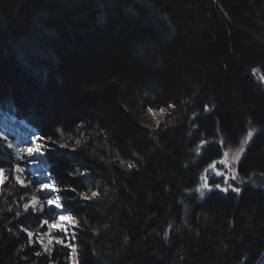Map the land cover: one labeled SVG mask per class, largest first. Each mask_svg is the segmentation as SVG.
<instances>
[{"label": "trees", "instance_id": "obj_1", "mask_svg": "<svg viewBox=\"0 0 264 264\" xmlns=\"http://www.w3.org/2000/svg\"><path fill=\"white\" fill-rule=\"evenodd\" d=\"M262 76L264 0H0V113L42 138L77 221L75 250L44 251L54 210H24L7 134L0 264H264ZM250 131L240 191L200 198Z\"/></svg>", "mask_w": 264, "mask_h": 264}, {"label": "rangeland", "instance_id": "obj_2", "mask_svg": "<svg viewBox=\"0 0 264 264\" xmlns=\"http://www.w3.org/2000/svg\"><path fill=\"white\" fill-rule=\"evenodd\" d=\"M166 111H152L148 116V126L154 128L157 124L163 119ZM0 113V139L6 140L9 139L7 134L10 135L13 139L10 140L7 148H10L12 151V155L14 156V160L17 161L16 165L25 168V172L22 174V178L25 180L26 186L23 188H27L32 196H36L38 201L33 208L38 213L43 214V210L51 211L49 206L47 205V198L51 196L55 198L58 194L52 193L47 189H41V185L44 183L54 184L53 178L48 172V164L45 160V152L44 155H37L34 158L27 157V153L24 151L27 147H34L35 143H42L41 138L36 132L33 131L32 128H28L24 123L18 121L11 117L8 118ZM9 119V122H7ZM253 136V132L250 131L240 142L239 146L236 148L231 147H223L221 157L211 163L200 175L198 184L193 192H195L200 198L205 196L208 192L213 189L220 190L222 192L233 191L234 188H238L242 184V180H240L237 173V165L240 159L242 158L245 149ZM35 160V163H29L30 160ZM14 165V168L16 167ZM217 172L222 173V175H217ZM14 176L16 173L14 172ZM15 180V177H14ZM208 185V187H204V185ZM220 184V188H216L214 185ZM55 185V184H54ZM1 187V185H0ZM223 189H227L224 191ZM203 192L204 195L201 196L200 193ZM31 200V199H30ZM41 205L43 206V210H41ZM56 211L55 209H53ZM188 214V208L185 210V216ZM42 219V218H41ZM43 220V219H42ZM49 222L51 223L52 221ZM59 222V221H57ZM51 236L57 237L61 232H58L56 229H50ZM50 237V236H49ZM44 244H47L46 240H42ZM70 264H75V260L73 258L70 259Z\"/></svg>", "mask_w": 264, "mask_h": 264}, {"label": "snow or ice", "instance_id": "obj_3", "mask_svg": "<svg viewBox=\"0 0 264 264\" xmlns=\"http://www.w3.org/2000/svg\"><path fill=\"white\" fill-rule=\"evenodd\" d=\"M261 80L264 81V76L261 77ZM151 111V109H149ZM42 139V138H38ZM66 145H61V147H65ZM46 148V145L43 143H35L34 147H27L24 149V151L27 153V157L29 158H34L37 155H44V149ZM36 161L30 160L29 163H35ZM129 167H133V165L129 164ZM14 172L16 173L15 175V180L18 184L21 186H26L25 180L22 178V174L25 172V168L21 167L19 165H16L14 168ZM217 175H222V173L217 172ZM8 179L6 175V169L4 167H0V185H2L6 180ZM216 188H220V184H215L214 185ZM204 187H208V185H204ZM41 189H47L52 193H57L61 191V189L57 188L54 184L51 183H44L41 185ZM224 191H227V189H223ZM72 191H76V189H72ZM233 191L239 192V188H234ZM81 198L83 199H90V197H87L86 194L84 193H79L78 194ZM98 195L97 192L92 193V197H96ZM201 196L204 195L203 192L200 193ZM38 201V198L36 196H32L31 200L28 203L24 204V210L28 211L30 207H35L36 203ZM47 205L49 206V209H55L56 211H51L50 213V218H51V223L49 222V219H45L42 221V225H47L49 229H56L58 232L63 233L62 237H53L51 236V233H49V240L47 244H44L43 241H39L41 245L43 246V249L45 252L49 251L48 245L52 244L53 241H55L56 244L64 245L66 247L72 248L75 250V246L71 244L70 242H66L69 239H74V234H71L69 232V226L75 227L76 226V219L74 216H72L68 210L65 208L64 204L60 200V196H56L55 198H52L49 196L47 198ZM41 210H43V206L41 205ZM17 215H19L17 213ZM59 221V222H57ZM25 231H27L25 229ZM27 236L29 238V242L32 243L33 240V233L31 231H27ZM36 255H40V253H36Z\"/></svg>", "mask_w": 264, "mask_h": 264}]
</instances>
